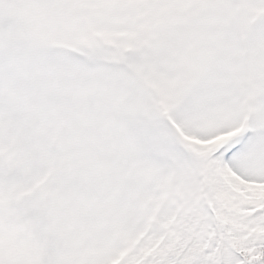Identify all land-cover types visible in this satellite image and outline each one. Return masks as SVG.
Listing matches in <instances>:
<instances>
[{
    "label": "snow or ice",
    "instance_id": "1",
    "mask_svg": "<svg viewBox=\"0 0 264 264\" xmlns=\"http://www.w3.org/2000/svg\"><path fill=\"white\" fill-rule=\"evenodd\" d=\"M0 264H264V0H0Z\"/></svg>",
    "mask_w": 264,
    "mask_h": 264
}]
</instances>
